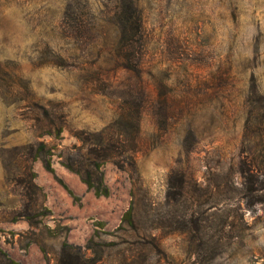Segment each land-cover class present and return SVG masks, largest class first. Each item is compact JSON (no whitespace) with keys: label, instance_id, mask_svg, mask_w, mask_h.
Here are the masks:
<instances>
[{"label":"rangeland","instance_id":"374dc122","mask_svg":"<svg viewBox=\"0 0 264 264\" xmlns=\"http://www.w3.org/2000/svg\"><path fill=\"white\" fill-rule=\"evenodd\" d=\"M125 98L146 101L137 175L108 162L98 198L67 166L77 134L126 138ZM66 243L102 264H264V0H0V251L59 264Z\"/></svg>","mask_w":264,"mask_h":264},{"label":"trees","instance_id":"16d2710c","mask_svg":"<svg viewBox=\"0 0 264 264\" xmlns=\"http://www.w3.org/2000/svg\"><path fill=\"white\" fill-rule=\"evenodd\" d=\"M131 97V96H130ZM145 98L140 100H132V98L124 99V107L119 115V121L116 126H119L118 135H124L125 139H109L102 135L97 139L92 137L84 138V134H77V138L82 142V146L73 147V166H67L69 170L77 174L89 190L93 191L98 198H108L111 195V190L106 183V175L104 172L105 165L114 161L121 169H128L133 174L137 175L135 164V155L140 151L139 130L141 116L145 107ZM64 132L63 124L58 125L57 132H48L47 135L60 138ZM89 139V140H88ZM56 154L49 149L44 143H38L34 149V160L42 161L47 171L55 174L53 168V158ZM254 162V161H253ZM257 166L255 163L249 165L245 170L241 171L245 179V186L251 193L258 191L256 173ZM174 175L171 176V180ZM185 182L182 180L179 188L182 192ZM71 195L72 192H70ZM133 196V193L131 194ZM170 198V194H169ZM196 224V223H195ZM137 232V222L135 219L134 207L131 206L122 218V225L118 229L119 232L125 230ZM116 243L111 242L110 246H115ZM7 261L6 264H21L10 257L3 251H0V261ZM59 264H102L101 260L88 258L84 256L80 249L73 247L69 243L63 245Z\"/></svg>","mask_w":264,"mask_h":264}]
</instances>
